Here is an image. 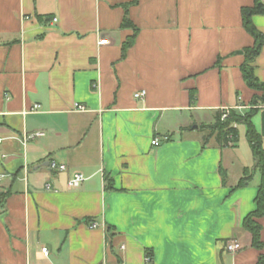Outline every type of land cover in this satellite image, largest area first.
Listing matches in <instances>:
<instances>
[{
  "label": "crops",
  "instance_id": "crops-1",
  "mask_svg": "<svg viewBox=\"0 0 264 264\" xmlns=\"http://www.w3.org/2000/svg\"><path fill=\"white\" fill-rule=\"evenodd\" d=\"M130 1L0 0V264H149L145 249L150 264H259L264 254L241 225L259 171L235 186L256 164L249 145L202 146L197 129L252 99L240 8L253 0ZM251 21L264 36V15ZM250 65L264 83V44ZM75 173L85 179L69 187ZM230 239L241 249H225Z\"/></svg>",
  "mask_w": 264,
  "mask_h": 264
},
{
  "label": "trees",
  "instance_id": "trees-1",
  "mask_svg": "<svg viewBox=\"0 0 264 264\" xmlns=\"http://www.w3.org/2000/svg\"><path fill=\"white\" fill-rule=\"evenodd\" d=\"M140 0H131L129 4H136ZM241 13V25H243L246 32L252 37L253 43L250 47H246L242 50L244 54V62L240 65L242 79L244 84L248 88L254 91L251 101L246 104L250 106L248 109L228 111V114L222 119L223 113L216 111L214 119L208 124H199L197 129L202 132L201 143L202 146H207L209 140L213 141L220 147L235 148L238 145L239 140V124L244 125L246 128L245 139L251 150L252 157L257 160V163L252 170L247 168L243 169V175L236 183V188L242 187L252 179L253 170L256 169L260 173V181L258 184V190L254 197L255 208L242 220V228L250 233V244L253 248L263 249L264 243L260 239L261 222L264 220V149L261 142V133L254 127L252 118L260 109L252 106L264 105V83L259 81L254 74V70L250 65L254 58L260 52L264 44L263 34L253 25L251 17L253 15H264V0H253L249 6H243L240 8ZM129 22L126 18L123 19L122 26L126 27ZM133 34L129 36L122 44V52L124 54L126 48H128L134 40L137 32L136 28H133ZM194 92L190 94V100L193 102ZM222 172V170H221ZM225 172H222V183H224ZM4 195H0V209L3 208ZM110 231V227H107V233ZM145 256L149 264L152 262L153 253L149 249H145ZM264 254L259 255V264H262Z\"/></svg>",
  "mask_w": 264,
  "mask_h": 264
},
{
  "label": "built area",
  "instance_id": "built-area-1",
  "mask_svg": "<svg viewBox=\"0 0 264 264\" xmlns=\"http://www.w3.org/2000/svg\"><path fill=\"white\" fill-rule=\"evenodd\" d=\"M56 19L54 18L53 21H55ZM145 95V92L144 91H140V92H136L134 93V98H140V97H143ZM39 106L38 105H34L32 107L33 110L37 109ZM75 108L79 111H83L85 108L83 105H79V104H76L75 105ZM228 109L229 107H223L222 108V119L227 115V112H228ZM41 133H34V134H28L26 136L23 137V142L27 141L28 139H32L33 137L35 136H38L40 135ZM151 144L152 145H155V146H158L160 144V141L158 139V137H153V139L151 140ZM48 166L50 167V169H53V170H63L65 167L63 165H57L54 161H50L48 162ZM85 179V177L80 174V173H75L69 180H68V186L69 187H77L79 186V184ZM45 188L48 190L49 189V186L46 185ZM91 228H95L97 227V224L96 223H90L89 225ZM225 249H227L229 252H235V251H238L241 249V245H239L237 243V241L233 240V239H230L228 241H226L225 243ZM41 252L47 256V249L46 248H42L41 249Z\"/></svg>",
  "mask_w": 264,
  "mask_h": 264
},
{
  "label": "rangeland",
  "instance_id": "rangeland-1",
  "mask_svg": "<svg viewBox=\"0 0 264 264\" xmlns=\"http://www.w3.org/2000/svg\"><path fill=\"white\" fill-rule=\"evenodd\" d=\"M249 107L250 106H245V109H248ZM252 107H254V108L258 107L259 108L260 106L255 105V106H252ZM231 109H234V108H229L228 111L231 110ZM234 110L237 111L239 109L237 108V109H234ZM227 114H228V112H227ZM214 115L215 114L213 112L210 116L206 117L205 119L204 118H202V119H204L205 122L213 121ZM254 121L257 123L258 116H255L254 117ZM192 126H194V125H192ZM238 128H239V138H240V141H238L239 145H237V147L240 146L241 147V150H245V152L248 153V147H247L248 146V142H246V139H245V131H246V128L242 124H239ZM254 163H255V160L253 161V165H254ZM256 176H258V172H256Z\"/></svg>",
  "mask_w": 264,
  "mask_h": 264
},
{
  "label": "water",
  "instance_id": "water-1",
  "mask_svg": "<svg viewBox=\"0 0 264 264\" xmlns=\"http://www.w3.org/2000/svg\"><path fill=\"white\" fill-rule=\"evenodd\" d=\"M240 53H241V52H240ZM194 127L196 128L197 126L194 125L193 128H194ZM255 163H257V160L255 161ZM43 165H44V166L48 165V162H45Z\"/></svg>",
  "mask_w": 264,
  "mask_h": 264
}]
</instances>
